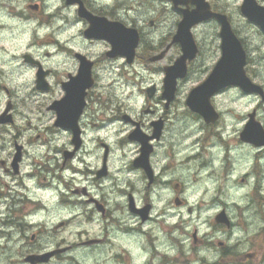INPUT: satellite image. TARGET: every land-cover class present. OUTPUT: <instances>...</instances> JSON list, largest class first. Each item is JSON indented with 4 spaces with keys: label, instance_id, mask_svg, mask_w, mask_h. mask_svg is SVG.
Listing matches in <instances>:
<instances>
[{
    "label": "flooded vegetation",
    "instance_id": "obj_1",
    "mask_svg": "<svg viewBox=\"0 0 264 264\" xmlns=\"http://www.w3.org/2000/svg\"><path fill=\"white\" fill-rule=\"evenodd\" d=\"M246 2L249 10L247 14L242 10ZM14 3L24 6L18 12L15 8L10 9L21 18H38L41 24H50L54 18L53 14H45V0H14ZM161 5L164 6L161 7ZM62 6L77 9V23H83L80 34L89 42V48L92 51L86 55L84 52L67 50L58 39L53 40L51 37L43 42L38 41L41 46L55 44L62 50L69 51L76 63L79 77L71 80L70 83H66L65 80L70 79L73 73L53 75L54 70L45 69L40 61L30 56V53H24V56L30 57L26 62L36 68L37 74H46L45 81L51 76L55 86L42 85L37 89L38 96L30 101L14 104L10 99L5 105L6 114L0 119V129L4 130L0 136L7 135L6 130L9 127L15 128L16 115L24 109L25 116L40 114L42 118L50 114L52 120L49 123L56 129L70 132L72 139L69 142L70 147L56 150V156L50 155L46 161L32 160L30 164H26L28 154L25 145L19 143L24 138V131L35 133L28 139L29 144H37L44 137V132L39 130L41 119L35 121L29 119L25 129L15 128L11 156L5 159L0 150V213H2L0 215V256L15 258L18 264H68L69 260L78 263L77 259L81 252H89L97 256L126 255L127 258H131L130 245L141 236L144 238L145 245L155 253L159 247L158 238L153 228L150 230L145 227L154 224V221L160 218L163 221L160 225L167 228L164 237L166 236L168 242L178 249L175 257L162 254V264H193V262L197 264L199 259L197 251L201 248L213 247V240H209L207 236L201 237L197 227H193L191 232L186 231L183 216L178 218L161 213L157 217H152L153 205L147 198L144 206L148 207L146 219L144 220L137 212L129 211L128 208L130 217L138 216L139 223L135 226H124L113 215V211H121L119 204L109 208L104 197L98 199L89 187L82 185L79 179L82 175L93 176L92 184L96 186L111 176L108 159L110 149L103 140L99 142V147L104 152L98 168L89 166L78 169L72 161L76 159L77 153L84 149L86 128L90 127L99 133L112 123L131 125L133 131L127 134L130 138L128 142H143V152L148 163L145 165L144 158L138 157L132 168L145 167L151 170L145 173L149 187L159 183V177L151 164L153 143L164 140L165 134L173 128L182 129L193 123L198 124L200 135L197 136L193 132L195 138H188L192 151L186 155V163H194L196 168L205 173L210 167H214L216 171L212 173V176L222 175L224 179H231L241 168L240 161L245 160L244 164L248 163V167L239 179L240 182L246 185L248 177L252 179L260 177L261 182L258 184L257 180H254L250 182V186H245L249 189V193L247 204L242 207L250 212V216L264 220V146L256 147L242 141L240 137L249 121H259L264 127L257 108L261 103L258 95L247 94L237 86L222 88L209 99L210 105L217 114V118H215L216 115H210L211 120L209 116L200 115L187 104L190 91L197 84L189 90H181L184 82L197 72L199 66L208 67L202 79L204 80L221 58V31L224 22L230 25L232 33L245 51L246 75L252 81L261 83L259 82L263 80L261 74L258 75L256 72L257 80L251 75V70L256 71L252 59L253 52L264 47V29L261 26V23H264V0H101L100 7H96L92 0H63ZM198 6L202 10L200 15L205 19L189 29L192 46L189 44L191 47L187 56L191 57L185 58L184 77H176V88L173 92L166 91L164 90L166 68L173 66L184 55L181 42L177 39L178 25L183 17V11L192 12ZM248 14L254 19H249ZM55 15H59V9ZM217 16L223 20H219ZM173 19L172 31L165 39H161L158 45H153L150 35ZM182 38L187 40L184 35ZM44 55L46 58H51L54 54L45 53ZM208 61H211V64H207ZM141 65L150 72L153 79L159 76L162 81V85L150 83L147 88L142 89L147 101L145 108L142 109L143 116H157L160 109H163L158 118L153 119L149 124L153 131L152 135L144 131L145 126L142 120L134 121L123 107L115 109L109 115L107 110L110 108V97L105 94L102 87L105 77L113 82L110 73L125 75L131 69L135 76H139ZM151 65H159V67L151 68ZM261 86L264 89V83ZM6 88L7 85L0 83V90ZM234 91L236 97H231L233 106L226 107L225 105L230 101L225 100V97L227 98V95ZM242 99L253 104L241 112ZM89 109H92V119L86 115ZM234 115L239 122V130L235 132L231 131L225 119ZM81 120L87 123H81ZM221 127L228 133L227 136L224 132L218 131ZM216 147L221 148L218 163L215 153L212 154V158H209V153ZM240 149L249 151L252 155L242 156ZM170 155L175 156L171 149ZM79 162L87 163V156L82 157ZM173 164H170L169 168ZM28 167H32L33 170L25 171ZM64 172H71L72 178L66 180L63 176ZM169 183L177 193L172 198L171 205L178 209L185 207L182 183L176 181ZM118 194L124 193L120 190ZM126 195L128 199L133 198L135 207L134 193L129 192ZM220 201L217 203L221 205L219 211L224 210L228 221L216 223L217 229L213 231V234L214 232L234 234V230L243 229L251 223L246 220V217H242L245 223L239 224L240 219L233 217L230 213V205L224 200ZM234 206L241 205L234 204ZM186 211L187 215L191 216L192 207H188ZM81 218L88 222H98L103 229L102 232L82 237V231L79 228ZM167 219L174 223L166 224ZM48 223L52 224L51 229L46 227ZM148 231L152 234L146 235ZM185 240L189 243L185 244ZM44 241L53 243L54 247H45ZM194 247L200 248L194 251ZM240 247H245L247 250L239 251ZM261 250H264V229L252 237L248 244L230 247L225 241L217 240L215 246V251L220 254L223 264H260ZM42 257H46V260H37Z\"/></svg>",
    "mask_w": 264,
    "mask_h": 264
},
{
    "label": "clouds",
    "instance_id": "obj_2",
    "mask_svg": "<svg viewBox=\"0 0 264 264\" xmlns=\"http://www.w3.org/2000/svg\"><path fill=\"white\" fill-rule=\"evenodd\" d=\"M96 7L101 6V0H92ZM63 0H45V14H53L54 18L50 24H41L38 18L24 19L14 14L10 9L15 8L18 11L23 9L22 4H15L14 0H0V83L7 85V88L0 90V119L6 114L5 105L11 99L14 104L21 101H30L38 96L37 89L42 85L47 87L48 84L55 86V81L51 76L45 81L44 73L37 74L36 68L31 67L28 61L30 57L24 56V53H30L31 57L40 61L45 69H51L53 75L56 73H73L70 79H66V83L71 80L78 79V69L72 56L67 50L76 52H84L86 55L92 51L89 48V42L80 34L83 28V23H77V9L64 8ZM164 5H161L163 7ZM170 7V5H168ZM59 9V15H55ZM174 19L166 22L160 29L150 35V41L153 45H158L161 39H165L170 31ZM51 37L53 40L58 39L61 45L67 50H62L61 47L55 44L41 46L38 41L43 42L46 38ZM45 53H53L51 58H46ZM122 63V62H121ZM151 68L159 67V65H151ZM113 77V82H110L107 77L103 80L102 87L105 94L110 97V108L107 110L111 115L115 109L123 107L134 121H143L144 131L149 135L153 134L152 128L149 127L153 119H157L163 109L157 113V116H143L142 109L146 106V97L142 89L147 88L150 83L162 85L161 77L157 76L153 79L148 70H145L141 65L139 76L135 81L128 82L116 79L115 73H110ZM99 90V89H98ZM219 99V98H218ZM232 107L231 103L225 105ZM25 110L22 109L16 115L15 128L25 129L26 122L29 119H41L39 130L44 132L43 140L37 144H29L28 139L33 137V131H24V138L19 143L25 145L27 151L26 164H30L32 160L46 161L51 156H56V150L64 147H70L72 135L70 132L62 131L54 128L49 121L52 116L40 114L25 116ZM89 119L93 118L92 109L86 113ZM231 131H238V120L236 116H228L225 118ZM81 123H87L81 120ZM15 128L9 127L7 135L0 136V150L3 152V157L7 159L13 152V138L15 137ZM4 130L0 129V133ZM131 125H122L120 123H112L108 125L104 131L97 133L90 127L86 128L84 136V149L77 153L76 159L72 161L78 169L86 167L98 168L104 150L99 147V142L103 140L107 143L110 149L109 170L111 176L102 181L99 186L92 184L94 179L91 175H82L79 177L82 185L89 187V190L96 194L97 198L104 197L109 208L114 204H119L121 211L114 212L113 215L124 226H135L139 223L138 216L131 218L128 208L129 200L126 195L133 192L135 195V209L143 210L145 199L153 205L151 212L152 217H157L161 213L165 216H183L186 231L191 232L193 227H198L201 237L207 236L209 240H222L228 246L248 244L251 238L254 237L261 229H264V220L256 216L246 214V220L251 221L243 229L238 228L234 234L215 232L210 227L208 221L213 215L209 212V208L214 211H219L221 205L213 204L212 200L217 196L221 185L217 177H213L212 173L216 168L210 167L207 174L195 167V164L186 163V155L192 151L189 147V137H193V132L200 135L198 124L193 123L189 127L182 129H171L165 134V139L153 143V153L151 156L152 168L155 169L156 175L159 177V183L149 187V181L145 178L146 171H151L145 167L133 169L132 166L136 163L138 157H143L145 165L148 163L143 152V142L129 143L130 138L127 134L132 132ZM219 132H224L221 127ZM227 136L228 133L224 132ZM234 147V146H233ZM170 149L175 153L173 157L170 155ZM218 158L221 155V148L216 147L209 153V158L212 154ZM87 156V163H80V159ZM235 155V152H233ZM58 158V157H57ZM173 161L175 163L173 164ZM173 164L171 168L169 165ZM32 167L25 168V171H32ZM198 173V174H197ZM63 176L66 180L72 178L71 172H64ZM176 181L183 185V198L185 199V207L175 208L171 205V200L177 193L173 190L169 182ZM122 190L124 194H118ZM224 195L221 197L227 204L245 205L249 189L245 187H237L234 182H226L223 185ZM203 207L194 215H185L188 207ZM2 215V213H0ZM169 224L174 221L169 220ZM51 229L52 224L46 225ZM173 235H177L173 233ZM155 236L158 238V250H151L145 245L144 238H136L130 245L131 264H162L163 255L175 257L178 249L170 244L168 240L161 234V230L155 231ZM44 246L51 248L54 244L44 241ZM185 244L189 242L184 241ZM239 251L247 250L245 247H240ZM199 257L197 264H223L221 256L214 249L201 248L197 251ZM260 264H264V250L260 252ZM0 264H5L4 259L0 258Z\"/></svg>",
    "mask_w": 264,
    "mask_h": 264
},
{
    "label": "water",
    "instance_id": "obj_3",
    "mask_svg": "<svg viewBox=\"0 0 264 264\" xmlns=\"http://www.w3.org/2000/svg\"><path fill=\"white\" fill-rule=\"evenodd\" d=\"M245 6V7H244ZM243 11L247 12L248 3L244 4ZM201 8H198L192 12L183 11V18L179 23V32L177 33V39L180 40L184 55L175 62L173 66L166 68V77L164 79V90L173 92L175 90L176 77H183L185 74V58L191 57L187 56L189 48L192 46L190 41V27L195 23L204 19L201 16ZM245 13V12H244ZM249 13V12H248ZM249 19L253 20L248 14ZM219 20H223L220 16H217ZM264 29V23H261ZM222 56L219 61L215 64L212 72L201 84L191 89L190 94L187 99V104L194 111L200 113L201 115L212 120L210 115H216L213 107L209 103L210 97L220 90L229 85H237L246 93H259L263 95L262 88L253 83L245 72V51L242 48L240 41L235 37L230 29V25L224 22L222 25ZM184 35L186 39L182 38ZM191 46H190V45ZM216 117V116H215ZM241 138L244 141L251 142L256 146L264 145V129L260 122L250 121L245 127L244 131L241 133ZM129 208L131 211L139 212L143 219L147 213L148 208L143 210H137L134 208L133 200L129 201ZM224 219L221 213L216 217L217 221H222Z\"/></svg>",
    "mask_w": 264,
    "mask_h": 264
},
{
    "label": "rangeland",
    "instance_id": "obj_4",
    "mask_svg": "<svg viewBox=\"0 0 264 264\" xmlns=\"http://www.w3.org/2000/svg\"><path fill=\"white\" fill-rule=\"evenodd\" d=\"M263 50H264V47L261 48V50H256L255 52H253L252 54V59H253V62L255 63L254 64V68L256 69L255 70H251V75L255 76L256 79L258 80V77H257V73L258 75L261 74L263 80H260L259 82H261L260 84L264 83V54H263ZM210 53H208L209 55ZM207 64H211V61H208ZM207 66H199L197 68V72L192 74L190 77H189V80L184 82L185 84L182 86L181 90H189L190 87H192L193 85L195 84H198L200 82V80L203 79V76L204 74L206 73L207 71ZM206 70V71H205ZM257 72V73H256ZM118 73H116V79H119V80H122V81H128V82H132V81H135L137 79L138 76H135L131 69L128 70V73H126L125 75L123 73H121L120 75H117ZM228 97L226 98L225 97V100L227 101H230L231 105L233 106V102L232 101V98L231 97H236V93L235 91L233 93H231L230 95H227ZM253 104V102H249L248 100L246 99H242L241 100V103H240V111L242 112L243 110H247L248 108H250V106ZM258 110H259V114H260V118L262 119L263 123H264V104L262 105V102L258 105ZM241 152V155H252L249 151H246L244 149H240L239 150ZM245 160H241L240 161V164L239 166L241 167L239 169V171L235 172L234 174V177L231 178V179H224V176H216L218 178V181L221 185V188L218 190L217 192V196L213 198L212 200V203L215 205L217 204L221 199V197L224 195V192H223V185L226 183V182H234L235 183V186L237 187H245V186H250V182L251 181H254V180H257V183L259 184L261 182L260 180V177L258 178H247V181H246V185H244L243 183L240 182V178L243 176L244 172L247 170V167H248V163L244 164ZM244 165H246V167H244ZM264 167V165H263ZM207 174V173H205ZM215 176V175H214ZM213 176V177H214ZM263 180V179H262ZM264 184V182H263ZM223 201V200H222ZM220 201V202H222ZM203 207V205H198L196 207H192V213L191 215H194L195 213H197L201 208ZM229 209H230V213L233 217L237 218V219H240L239 221V224H244L245 222L243 221V218L242 217H246V214L249 215L250 212L249 211H245L243 209L242 206H237L235 207L234 204L230 205L229 206ZM209 212H212L213 215L209 218V225L211 227V225L213 227L212 230L215 231L217 229V227L215 226L216 223L214 221V216L216 214L217 211H214L213 208H209L208 209ZM114 212H117V211H113ZM187 211L185 212V215H187ZM169 221V219L166 220V224H168L167 222ZM162 218H160L158 221H154V224H150L149 226H146L145 229H150L153 228V232L155 233V230H161V234L164 236V234H166V230L167 228H165L164 226H161L160 224L162 223ZM213 223V224H212ZM111 226V225H110ZM158 227V228H157ZM160 227V228H159ZM79 228L81 229L82 231V237H84L85 235H88V236H93V235H97V234H100L102 232V227L100 226V224L98 222H88L86 220H84L83 218H81L80 220V226ZM198 228V227H197ZM199 229V228H198ZM237 230V229H236ZM234 230V232L236 231ZM215 233V232H214ZM152 232L148 231L146 233V235H151ZM166 238V236H165ZM213 247H209L210 249H214L215 250V246L217 245V240H213ZM200 247L196 248L194 247V251L195 250H198ZM194 251H193V254H194ZM0 258L4 259L5 261V264H18V260H16L15 258H9V257H6V256H0ZM72 262V260H70ZM77 262L78 263H73L72 264H131V258H127L126 255H118L117 257H113L112 255H101V256H97L95 254H90L89 252H81L79 254V259H77ZM193 264H196V262H193Z\"/></svg>",
    "mask_w": 264,
    "mask_h": 264
}]
</instances>
